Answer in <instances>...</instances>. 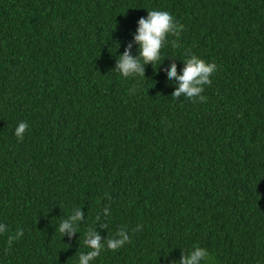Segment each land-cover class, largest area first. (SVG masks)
Here are the masks:
<instances>
[{
    "label": "trees",
    "instance_id": "obj_1",
    "mask_svg": "<svg viewBox=\"0 0 264 264\" xmlns=\"http://www.w3.org/2000/svg\"><path fill=\"white\" fill-rule=\"evenodd\" d=\"M151 10L178 32L123 78ZM189 55L216 65L203 101L171 96ZM0 223V264H77L88 228L131 236L91 264H178L193 245L264 264V0H0Z\"/></svg>",
    "mask_w": 264,
    "mask_h": 264
},
{
    "label": "clouds",
    "instance_id": "obj_2",
    "mask_svg": "<svg viewBox=\"0 0 264 264\" xmlns=\"http://www.w3.org/2000/svg\"><path fill=\"white\" fill-rule=\"evenodd\" d=\"M137 27L133 34V41L139 52L132 55L129 52L131 45L125 47L124 51L116 57L114 71L121 77L128 78L136 75H143L144 66L151 63L161 64V49L167 43L166 37L170 33H177L180 25L173 15L166 10L147 11L145 17H141L136 22ZM175 43V42H173ZM117 47V46H116ZM216 71V65L213 62H206L196 55H189L183 61V67L180 73H177L175 62L170 63L167 74L169 80L175 78L174 89L171 96L178 98L184 96L189 100L203 101L205 97L202 95L204 86L211 83L210 77ZM144 76V75H143ZM28 128V124L21 121L13 130V134L17 139H23L24 133ZM103 214H108V209L103 210ZM82 218V212L79 208L72 210L71 214L62 219L57 225V231L63 235L67 233L69 236L77 231L79 225L76 224ZM97 221L100 217L97 216ZM135 229H133L134 231ZM7 231L5 224L0 223V233ZM22 231H17L15 236H9V242L13 239H19ZM129 231L120 229L115 237L101 240L100 235L88 228L84 233V245L88 249L78 256L77 264H91V262L100 255L103 248L108 250H117L126 242L130 241ZM169 264H177V262H169ZM178 264H210V254L205 247L193 245L187 254H182Z\"/></svg>",
    "mask_w": 264,
    "mask_h": 264
}]
</instances>
